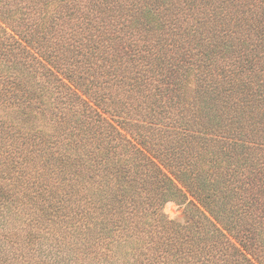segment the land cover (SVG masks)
<instances>
[{
  "label": "trees",
  "instance_id": "16d2710c",
  "mask_svg": "<svg viewBox=\"0 0 264 264\" xmlns=\"http://www.w3.org/2000/svg\"><path fill=\"white\" fill-rule=\"evenodd\" d=\"M0 264H264V0H0Z\"/></svg>",
  "mask_w": 264,
  "mask_h": 264
},
{
  "label": "rangeland",
  "instance_id": "374dc122",
  "mask_svg": "<svg viewBox=\"0 0 264 264\" xmlns=\"http://www.w3.org/2000/svg\"><path fill=\"white\" fill-rule=\"evenodd\" d=\"M182 190L184 189L182 188ZM188 198L193 199V197L190 195H188ZM185 208L186 203H180L175 200H170L163 205V211L168 215L169 218L180 221L185 219Z\"/></svg>",
  "mask_w": 264,
  "mask_h": 264
}]
</instances>
